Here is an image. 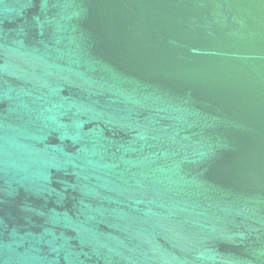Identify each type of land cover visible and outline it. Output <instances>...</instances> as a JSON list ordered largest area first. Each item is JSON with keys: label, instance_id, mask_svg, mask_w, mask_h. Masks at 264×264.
I'll use <instances>...</instances> for the list:
<instances>
[{"label": "water", "instance_id": "1", "mask_svg": "<svg viewBox=\"0 0 264 264\" xmlns=\"http://www.w3.org/2000/svg\"><path fill=\"white\" fill-rule=\"evenodd\" d=\"M0 264H264V0H0Z\"/></svg>", "mask_w": 264, "mask_h": 264}]
</instances>
